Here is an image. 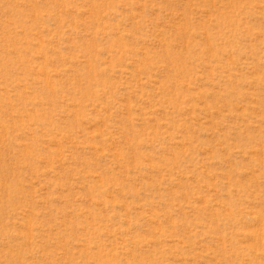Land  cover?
<instances>
[{"label": "rangeland", "instance_id": "374dc122", "mask_svg": "<svg viewBox=\"0 0 264 264\" xmlns=\"http://www.w3.org/2000/svg\"><path fill=\"white\" fill-rule=\"evenodd\" d=\"M0 264H264V0H0Z\"/></svg>", "mask_w": 264, "mask_h": 264}]
</instances>
